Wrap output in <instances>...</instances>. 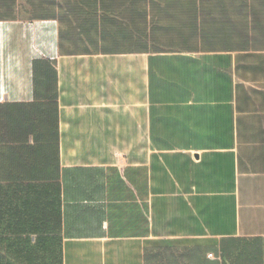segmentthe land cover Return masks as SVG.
Here are the masks:
<instances>
[{"label":"crops","instance_id":"1","mask_svg":"<svg viewBox=\"0 0 264 264\" xmlns=\"http://www.w3.org/2000/svg\"><path fill=\"white\" fill-rule=\"evenodd\" d=\"M67 15L0 0V264H264V6L107 0L95 50Z\"/></svg>","mask_w":264,"mask_h":264},{"label":"rangeland","instance_id":"2","mask_svg":"<svg viewBox=\"0 0 264 264\" xmlns=\"http://www.w3.org/2000/svg\"><path fill=\"white\" fill-rule=\"evenodd\" d=\"M77 7L79 10L73 8L74 13H76L75 16L67 15L62 21L64 27L63 31L68 40L67 45L69 49L95 50L99 47L100 43L106 41H112L114 43L116 38L120 39L122 35L121 24H103L102 17L105 13L101 10L99 5H97L96 15L88 12L90 10H85L81 6Z\"/></svg>","mask_w":264,"mask_h":264},{"label":"trees","instance_id":"3","mask_svg":"<svg viewBox=\"0 0 264 264\" xmlns=\"http://www.w3.org/2000/svg\"><path fill=\"white\" fill-rule=\"evenodd\" d=\"M67 2L68 8L72 9L79 8L77 6H81L85 10H90L88 12H91L96 15L97 13V5L101 8V10L105 13L107 11V0H74L73 3L71 0H64ZM99 1V4L98 2ZM138 0H132V3L137 2ZM260 5L264 6V0H259ZM74 12V10H73ZM86 12V11H85Z\"/></svg>","mask_w":264,"mask_h":264}]
</instances>
